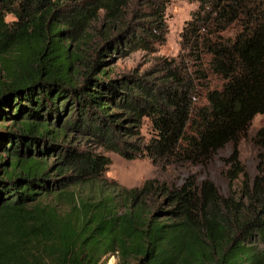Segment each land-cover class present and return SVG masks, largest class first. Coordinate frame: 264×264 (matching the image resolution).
Here are the masks:
<instances>
[{"label": "trees", "instance_id": "1", "mask_svg": "<svg viewBox=\"0 0 264 264\" xmlns=\"http://www.w3.org/2000/svg\"><path fill=\"white\" fill-rule=\"evenodd\" d=\"M167 1L0 0V264H264V128L252 182L230 160L238 196L104 176L106 151L206 163L264 114V0H197L181 32L193 68L111 75L112 53L165 41ZM209 75L221 88L195 102Z\"/></svg>", "mask_w": 264, "mask_h": 264}, {"label": "rangeland", "instance_id": "2", "mask_svg": "<svg viewBox=\"0 0 264 264\" xmlns=\"http://www.w3.org/2000/svg\"><path fill=\"white\" fill-rule=\"evenodd\" d=\"M198 5L197 0H168L165 11L166 39L163 43L157 45L156 52L151 53L134 46L132 49L112 53L111 57L107 58V64H109L107 70L111 72L112 76L123 73L142 74L146 71H149L150 75H159L164 60H167L168 65L172 68H182L183 72L186 66L191 67L193 62L190 60L187 50H183L181 47V32L185 24L192 19V14L198 8ZM222 84L223 80L214 75H209L206 80L197 81L198 96L194 101L204 102L205 90L207 88H221ZM11 118L13 116L7 117L3 124L10 127ZM262 128H264V114H257L252 119L246 136L237 142L227 143L206 163H186L184 165L162 167L154 165L147 158L126 159L115 152L106 151L104 154L111 158V163L104 172V176L109 180L116 179L128 188L140 187L150 178H158L180 185L184 179L193 176L199 184L206 179H210L223 195L235 193L238 196L243 177L240 176L234 182V186H230L227 175V171L231 166L230 160L237 153L239 160L245 165L250 182H252L261 172L259 165L263 151L256 143L255 137ZM141 132L146 140L152 137L154 131L149 118L144 119ZM84 192L88 194V191ZM260 247L264 248L263 245H260ZM103 262H105L104 264H116L118 256L117 254H110L103 259Z\"/></svg>", "mask_w": 264, "mask_h": 264}]
</instances>
